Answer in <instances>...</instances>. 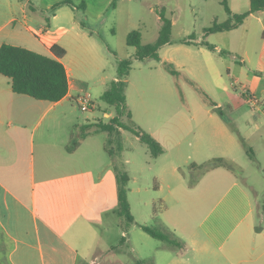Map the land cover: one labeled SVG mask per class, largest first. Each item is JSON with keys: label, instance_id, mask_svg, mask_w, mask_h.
<instances>
[{"label": "rangeland", "instance_id": "obj_1", "mask_svg": "<svg viewBox=\"0 0 264 264\" xmlns=\"http://www.w3.org/2000/svg\"><path fill=\"white\" fill-rule=\"evenodd\" d=\"M69 1L74 17L91 26L98 25L101 34L93 35V38L100 46L102 64L97 63L99 55L94 58L88 52L80 55L71 49L65 56L71 65L72 77L89 84L86 92L91 96L94 109L82 110L70 104L68 120L59 129L62 132L72 121L78 128H71L75 140L83 133L81 126L93 122V117L106 122L113 111L108 110V116L102 113L107 108L100 100L102 83L107 87L115 80L118 59L130 58L132 68L126 98L136 120L132 119L147 133L159 130L165 134L161 144L164 152L152 158L144 143L131 132L122 130L120 139L113 138L111 145L114 148L113 163L120 173L129 177L125 191L132 217L138 223L162 232L172 230L181 243L169 248L134 223L110 216L105 218L103 225L108 230L100 236L106 243H114L107 252L106 262L133 264L136 258L144 264H165L168 257H178L176 264H183L182 260L188 264H201L204 256L193 247H200L204 241L213 247L224 242H252L253 238L255 241L252 230L242 228L237 233L234 227L245 218L247 209L251 210L254 225L264 224V134L262 137L248 136L252 129L251 110L246 112V126L234 120L239 110L231 109L227 104L237 105L234 99L239 91L238 86L236 89L231 84L233 80L227 65L232 67V73L235 69L246 68L234 48L241 44V51L248 55L260 49V24L251 17L236 29L204 34V28L214 19L218 22L228 19L220 0H115L114 6L111 5L113 0ZM233 1L231 4L235 7ZM102 7L103 12L97 16ZM247 8L245 0V5L234 9L238 14ZM55 9L49 10V18ZM63 10L68 9L58 11L57 20L69 28V16L62 17ZM160 12L171 22V40L160 48V57L170 58L165 61L171 62L179 71L177 77L165 70L161 60H135V48L126 44L127 33L131 30L140 32L142 44L154 42L161 25ZM101 20H105L102 26ZM185 40L191 42L185 43ZM224 41L227 46L223 49L231 54L223 53L221 56L225 60H219L216 56ZM206 44H214L217 48L212 51ZM203 93L220 103L225 120L237 130L230 131L227 127L232 140L228 138L218 147H211L203 138L205 134L201 136L203 129L211 127L205 111L209 105ZM192 114L196 119H191ZM170 131L173 132L171 135ZM240 134L248 138L243 141ZM95 138L97 142H86L81 146V152L98 151L99 142L107 143L110 136L99 131ZM118 144L122 147L120 152L116 149ZM215 158L227 159L233 165L232 173L236 179L203 175L205 170L200 167ZM206 225H209L208 230ZM122 232L125 237L120 236ZM225 251L231 252V249L228 247Z\"/></svg>", "mask_w": 264, "mask_h": 264}, {"label": "crops", "instance_id": "obj_2", "mask_svg": "<svg viewBox=\"0 0 264 264\" xmlns=\"http://www.w3.org/2000/svg\"><path fill=\"white\" fill-rule=\"evenodd\" d=\"M70 2L0 0V46L10 44L45 56H54L51 47L57 45L65 50L60 61L68 78L66 95L59 101L50 102L13 92L10 80L0 74V264H124V261L106 262L107 252L114 247V243L108 244L100 237L108 230L103 227L105 218L117 216L116 175L119 171L114 166V158L106 151L105 142L98 141V151L81 152V146L86 142H97L95 137L99 130L95 127L75 140L72 139L71 128H78L72 121L62 132L59 129L68 120L70 104L77 106L74 97L89 88L87 82L72 77L71 65L65 56L71 49L80 55L88 52L94 58L100 54V46L93 38V35L98 37L101 34L96 27L98 25L91 26L74 17ZM231 2L228 0L232 13L237 12L235 7L245 5V0L233 1L235 7ZM246 3L249 7V0ZM56 4L59 5L49 18V10ZM64 8L69 10L61 12L62 17L69 16V28L57 20L58 11ZM103 10L104 7L97 12V16ZM251 17L260 24L262 30L260 49L248 55L241 51V44H237L234 52L246 68L235 69L232 73V67L227 65L233 80L231 84L236 89L238 86L239 91L234 99L237 105L232 107L228 103L227 106L239 110L234 120L243 122L245 126L248 122L245 119L248 115L246 112L251 110L250 138L262 137L264 134V9L250 14L239 26H243L246 19ZM104 24L105 20H101V26ZM224 32L227 31L221 33ZM222 44L219 51L231 54L223 49L227 46L225 41ZM216 57L225 60L221 53ZM166 59L170 58L164 55L160 57L161 62ZM97 63L102 64L100 55ZM102 86L101 93L106 88L104 83ZM245 89L259 98V105L251 106L244 93ZM126 102L135 119L127 98ZM215 107L222 112L220 103L215 102ZM92 109L91 100L88 110ZM205 111L211 126L210 129L202 130L201 136L206 135L203 137L207 139L206 142L211 147H218L228 138L232 140L228 128L232 130L223 114L220 115L211 106ZM102 113L108 116L110 111L102 110ZM191 119H196V115L192 114ZM149 133L163 144L165 134L162 135L159 130H149ZM172 133L170 131L169 135ZM248 136L240 134L243 141ZM232 170L217 166L205 170L203 175L211 174L225 180L231 177L236 179ZM244 214L245 218L235 225L234 232L238 233L242 228L252 230L256 235L255 241L253 238L252 242H224L219 247L204 241L200 247H193L204 256L201 264H264V224L256 226L252 223L250 209L244 211ZM133 220L134 225L139 227L141 223L135 218ZM205 228L208 230L209 225ZM120 236L125 237V234L122 232ZM228 247L231 252L225 251ZM177 258L168 257L165 264H176L179 261ZM182 261L188 264L186 260Z\"/></svg>", "mask_w": 264, "mask_h": 264}, {"label": "trees", "instance_id": "obj_3", "mask_svg": "<svg viewBox=\"0 0 264 264\" xmlns=\"http://www.w3.org/2000/svg\"><path fill=\"white\" fill-rule=\"evenodd\" d=\"M114 1L111 4L112 6L115 5ZM220 4L228 14V19L222 22L214 20L210 26L204 28V34L237 28L250 14L264 9V0H249L248 9L238 14L231 12L228 0H220ZM57 5L59 4H56L55 7ZM159 18L161 21L159 33L157 39L152 43L142 44L140 41L141 34L138 30H131L127 33L126 44L135 48V60L142 61L146 58L160 60L159 49L171 40V22L164 17L162 12H160ZM185 43H189V41L185 40ZM206 45L209 49L215 50V46ZM51 52L54 56H45L20 46L2 44L0 46V74L10 80L13 92L50 102L59 101L68 91L66 70L60 61L65 54V50L57 45H53ZM219 53L223 54L226 52L221 50ZM162 63L168 73L175 77L178 76L179 71L171 62L162 61ZM131 68L132 60L130 58L118 59L116 61V78L108 84L100 96V100L107 107L104 111H113V115L108 117L106 122L101 119H95L93 122L83 124L81 128L83 133H86L91 127L108 133L110 139H108L105 148L110 156L114 154V148L111 145L115 137L119 140L121 131L126 130L144 143L149 150L150 156L156 158L164 152L162 145L151 134L141 129L134 122L126 102V88ZM203 96L206 104L214 107L222 115L220 109L215 107V102L205 93H203ZM229 127L232 131H235L234 127L230 124ZM79 135L81 136L82 133ZM116 149L120 152L122 150L121 145L118 144ZM217 166L233 169V165L224 158H215L205 166L200 167V169L204 171ZM116 178L117 208L115 212L118 217L124 219L127 223L133 224L134 220L130 213V205L125 191V183L128 181V176L125 173L118 172ZM139 227L151 237L164 242L169 248L177 247L181 244L172 230L167 229L165 232H162L142 224H139ZM122 240L123 238L120 239V242ZM135 264H144V262L137 259L135 260Z\"/></svg>", "mask_w": 264, "mask_h": 264}, {"label": "built area", "instance_id": "obj_4", "mask_svg": "<svg viewBox=\"0 0 264 264\" xmlns=\"http://www.w3.org/2000/svg\"><path fill=\"white\" fill-rule=\"evenodd\" d=\"M42 30H40L41 33ZM244 93L246 94V98L251 105L253 106L259 105V102L254 95L249 94V92L246 89L244 90ZM74 101L76 102L77 106L82 110H88L91 107V96L86 91H82L80 92V94L76 95L74 97Z\"/></svg>", "mask_w": 264, "mask_h": 264}]
</instances>
